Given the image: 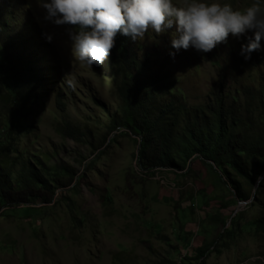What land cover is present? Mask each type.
Here are the masks:
<instances>
[{
	"label": "rangeland",
	"instance_id": "obj_1",
	"mask_svg": "<svg viewBox=\"0 0 264 264\" xmlns=\"http://www.w3.org/2000/svg\"><path fill=\"white\" fill-rule=\"evenodd\" d=\"M221 2L241 10L254 2L264 8V0ZM41 17L38 0H0V60L15 77L27 70L38 80L32 92L36 104L22 113L25 123L10 116L0 70V123L9 117L17 124L12 147L21 158L34 155L53 169L67 168L72 174L65 173L64 181H71L55 191L49 205L32 201L0 209V264H186L184 257L193 259L195 250L218 234L222 238L206 252L204 264H264V235L257 236L251 225L264 215V189L260 201L252 197L264 174L252 198L237 202L224 179L220 183L196 158L189 171L142 173L135 164L134 137L109 129L117 113L118 78L108 57L100 66L78 62L67 26ZM43 32L51 34L50 43ZM170 32L148 30L133 41L137 57H147L146 65L172 88L170 94H181L191 110L207 103L220 84L236 91V103L228 101L236 117L264 132L253 100L264 76L259 65L264 40L245 61L238 54L243 36H229L226 44L197 53L172 49ZM66 127L74 139L65 136ZM212 217L224 219V226Z\"/></svg>",
	"mask_w": 264,
	"mask_h": 264
},
{
	"label": "trees",
	"instance_id": "obj_2",
	"mask_svg": "<svg viewBox=\"0 0 264 264\" xmlns=\"http://www.w3.org/2000/svg\"><path fill=\"white\" fill-rule=\"evenodd\" d=\"M136 48L133 40L117 35L108 59L118 78L117 113L110 119L109 129L125 130L134 137L137 168L144 174L158 170L189 171L191 162L197 158L217 173L220 183L224 179L235 201L245 202L252 197L260 201L264 178L255 195L251 197V193L258 177L264 174V132L251 129L236 117L231 105L236 103L233 95L236 91L224 90L218 84L209 92L207 103L189 110L182 95H171L172 88L165 87L148 68L147 57L141 60L137 57ZM259 65H264V59ZM6 66V61L0 60L1 85L12 105L10 116L27 123V116L22 113L30 104H36L32 92L38 84L37 76L26 75L25 70L17 78ZM253 100L257 118L264 128V76L260 77ZM9 119H2L0 123V209L29 205L32 201L49 205L55 191L71 181L65 182L64 174L72 172L59 166L53 169L38 156L21 158L12 147L11 129L18 126ZM66 129L69 131L65 136L74 139L73 130ZM11 152L14 158L9 157ZM213 219L224 226V219ZM251 225L257 236L264 235V215L255 218ZM221 238L218 234L211 242L199 246L193 259L184 257L186 264H192L191 260L204 264L206 252Z\"/></svg>",
	"mask_w": 264,
	"mask_h": 264
},
{
	"label": "clouds",
	"instance_id": "obj_3",
	"mask_svg": "<svg viewBox=\"0 0 264 264\" xmlns=\"http://www.w3.org/2000/svg\"><path fill=\"white\" fill-rule=\"evenodd\" d=\"M41 19L54 26H67L74 57L89 67L100 66L109 56L117 35L136 41L146 31L170 32V47L208 53L226 44L229 36L239 40L245 61L261 49L264 40V8L258 2L234 9L221 0H38ZM250 33V35H249ZM46 42L50 33H42ZM174 56V52H169ZM261 179V177H258Z\"/></svg>",
	"mask_w": 264,
	"mask_h": 264
},
{
	"label": "crops",
	"instance_id": "obj_4",
	"mask_svg": "<svg viewBox=\"0 0 264 264\" xmlns=\"http://www.w3.org/2000/svg\"><path fill=\"white\" fill-rule=\"evenodd\" d=\"M196 159H197V158H196ZM194 160H195V159H194ZM194 160H193V161H194ZM193 161H192V162H193ZM192 162H191V164H192ZM212 172H213V171H212ZM216 177H217V175H216Z\"/></svg>",
	"mask_w": 264,
	"mask_h": 264
}]
</instances>
